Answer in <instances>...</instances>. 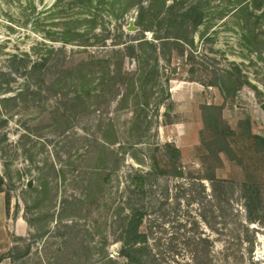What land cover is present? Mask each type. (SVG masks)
<instances>
[{"label":"trees","instance_id":"obj_1","mask_svg":"<svg viewBox=\"0 0 264 264\" xmlns=\"http://www.w3.org/2000/svg\"><path fill=\"white\" fill-rule=\"evenodd\" d=\"M62 1H58L56 8H59ZM223 2L221 10L240 20L246 19L247 26L251 25L252 21L259 23L264 20V0H224L220 4ZM233 4L236 5L235 8L228 11ZM133 8L136 9L135 36L126 34L124 28L119 26L116 31L117 42L111 47L108 45L111 32L102 39L95 36L97 41L102 43L101 48L108 50L105 56H96L90 52L92 45L89 40L83 45H78L85 48L89 57L74 62L65 54L62 62L52 66L56 76L49 84L44 77L53 62L55 50L49 48L43 52V46L46 44H37L30 52L10 55L5 70L0 69V156H8L7 147L13 146L9 144V133L6 131L11 121L19 115L23 107L28 109L34 105L45 108L44 101L47 102L51 93L60 96L51 111L53 121L49 127L53 129L52 132L65 136L66 147L71 142L77 143V154L80 149L83 151L80 156H88L90 159L93 157L89 156H98L93 173L98 179L86 182L82 175L76 174L72 176L70 185L73 191L82 185L80 194L69 192L68 189L62 192L60 184L67 181L64 169H58L55 158L36 163L33 155V150L46 153L47 145L53 142L35 141L29 133L22 136L21 141L26 140L24 147L31 143V149H24L37 171V186L28 189L35 198L32 202L24 200V219L30 227V232L27 238H19L17 243L21 244L15 243L8 253L0 255V264H5L7 260L8 264H29L33 248L50 237L66 239L70 234L80 232L91 237L96 236V233L100 234L99 229L97 231L95 228L94 232V226L88 228L81 223L82 220L88 219L85 207L91 202L103 201L106 213L110 215L105 226L114 233L113 242L121 244L118 255L122 261L109 255L104 258L105 264H160L157 263L154 248L163 250L167 247L166 249L173 253L176 241L182 243L184 264H216L213 259L214 242L205 234L200 224L205 223L214 232L219 231L217 221L220 214L215 211L218 208L215 201L220 188L224 191L233 190V197L228 199L243 203L247 212L246 219L250 224L262 219L263 197L260 182L254 179L242 182L218 180L214 171L204 178L196 177L191 172H186L187 168L180 163V149L170 143L163 147L166 153L164 158L155 155L159 150L158 145L147 146L145 150L149 155V168L141 169L145 168V160L139 156L140 146L146 143L151 132L153 121L149 113L153 106L152 99L161 86V55L166 59V55L180 49L181 56H184L186 47H194L190 34L205 23L206 11L211 9V0H131L128 9ZM249 33L244 32L241 43L249 42L253 35ZM125 34L127 40L124 41ZM148 34L152 35L151 38ZM62 35L65 47L73 43L75 37H82L83 40L86 37L80 32L73 34L72 30L67 29ZM255 38L257 42V37ZM242 47L249 53L260 51L256 45ZM64 51L66 48L60 50V54ZM127 59L136 63L135 70L125 69ZM14 85L18 86L15 88ZM209 85L217 87L222 95L228 96L237 93L243 82L235 77L231 70L224 69L215 74L214 81ZM161 92L164 93L165 90ZM160 100L154 104L157 109L165 101L164 98ZM113 102H117V114L132 109L133 117L126 121L130 136L128 143L124 145L119 141V124H116L108 112ZM202 108L205 129L213 132L214 143L220 145L223 140L220 131L223 124L220 107L206 105ZM262 108L264 110V106ZM83 119L90 120L89 123L92 124L84 127L86 134L75 133L73 138L67 136V130L74 129ZM251 137L258 147H264L263 136L253 134ZM62 142L58 140L54 147H58ZM5 143L7 147L1 148ZM117 145L119 148L115 150ZM71 151L72 147L67 153L71 154ZM257 152L262 153L263 150L259 149ZM128 155L140 167H132L127 175L125 192L120 193V172ZM212 157L218 163L222 161L221 156H206L204 162ZM228 157L232 161L235 160L233 156ZM9 164L10 162H6L5 166L10 172ZM31 172V169L27 171L28 174ZM50 177L53 182L49 181ZM31 178L34 177L31 175ZM172 179L182 185L181 188L185 187L184 192L177 194L174 204L169 199V184ZM114 182L117 187L115 194L112 193ZM205 182L210 184L209 189ZM26 185L28 186V181ZM5 186L6 181L0 174V192L6 194ZM54 191L56 204L43 206L44 197ZM184 205L190 209L186 215L182 209ZM195 207L198 209V215L194 222H190L187 217ZM237 231L238 241L246 240L250 243L248 228L240 224ZM165 236H168L166 240ZM109 237H101L98 244L101 249H108L112 241Z\"/></svg>","mask_w":264,"mask_h":264},{"label":"rangeland","instance_id":"obj_2","mask_svg":"<svg viewBox=\"0 0 264 264\" xmlns=\"http://www.w3.org/2000/svg\"><path fill=\"white\" fill-rule=\"evenodd\" d=\"M58 1L0 0V69L5 70L10 55L30 52L33 46L46 44L43 46V52L49 48L55 50L52 56L53 62L50 63V69H47V75L44 77L46 83L49 84L56 76L52 66L62 62L65 54L74 62L83 61L89 57L85 48L78 45H83L89 40V44L92 45L89 51L96 56H105L108 50L101 48L102 43L98 42L95 36L102 39L108 32H111L108 42L111 47L117 42L118 33L116 31L119 26L124 28L126 34L136 35V29L130 30L132 22L134 21L133 24H135L136 21V9H128L131 0H63L59 8H56ZM222 1L224 0H211V9L206 11L205 23L190 34L194 40L192 49L186 47L184 56H181L180 49L166 55V59L161 55V86L157 95L152 99L153 106L149 113L153 121L151 132L146 143L140 146L139 156L145 160L143 165L145 168L141 169L148 170L149 168L150 161L147 157L149 155L145 150L147 146L158 145L159 150L155 155L158 158H164L166 153L163 147L170 143L180 149L182 156L180 163L187 168L186 172H191L196 177L204 178L214 171L218 180L242 182L246 179H254L260 182L263 207L262 219L259 222L250 224L246 219L247 212L243 203L228 199L233 197V190L224 191L220 188L215 201L218 206L215 211L217 210V214H220L217 221L219 231L214 232L205 223L200 225L205 234L214 242V263L264 264V147H258L251 137L253 134L264 137V110L262 108L264 106V20L259 23L256 20L255 23L252 21V24L247 26L246 19L240 20L234 15L230 16L231 14L229 15L227 11H222L224 4V2L220 4ZM234 6L236 5H231L228 11L234 9ZM66 29L72 30L73 34L80 32L83 37L85 35L86 37L84 40L82 37H75L73 43L65 47L62 32ZM244 32L247 34L251 32L253 35L249 42L241 43L240 39ZM126 34L124 41L127 40ZM151 36L148 34L149 38ZM241 44L243 46L256 45L260 51L249 53L243 49ZM63 48H66V51L60 54ZM125 69L135 70L136 63L127 59ZM224 69L231 70L235 77L243 82L242 87L234 95L224 96L217 87L209 85L214 81L215 74ZM21 83L20 81L19 84ZM162 90L165 92L162 93ZM161 98L165 101L157 109L154 104L161 101ZM59 99L60 96L51 93L47 102L44 101L45 108L34 105L28 109L23 107L6 130L9 133V144L13 146L7 147L6 143L1 146V148L7 147L9 154L0 156V174L6 181L4 190L7 195L8 212L12 218L11 226L17 217H24V200L32 202L35 198L32 193L28 192L29 187L26 182L32 180L33 186H37L35 165L29 161V155L24 149H31V143H27V147H24L26 140L21 141L25 134H31L35 141L51 140L53 142L47 145L46 153L33 150V155L36 163L55 158L58 169H64L67 181L65 184H60L62 192L64 189H68L69 192L73 191L70 180L76 174L82 175L86 182L98 179L93 175L98 156H89L93 159L80 156L79 154L83 151L80 149V153L77 154L79 150L77 143L71 142L66 147L65 136L62 137V134L52 132L53 129L49 127L53 121L51 111ZM206 105L220 107L223 119L220 128L223 140L220 145L214 143L213 132L205 129L202 107ZM116 106L117 102H113L108 112L116 124H119V141L124 145L128 143L130 136L126 121L133 117L132 109L117 114L115 113ZM89 122L88 119L81 120L74 129L67 130L66 135L73 138L75 133L86 134L84 127L90 125ZM58 140H62L63 144L54 147ZM71 147V154L67 153ZM114 148L118 150L119 145ZM258 148L263 152L258 153ZM206 156H221L222 161L218 163L212 157L211 160L204 162ZM228 156H233L235 160H230ZM6 162H10V172L5 166ZM132 167L139 168L140 166L128 155L120 172V193L125 192L127 175ZM29 169L32 171L30 174L27 173ZM114 179L116 180L115 177ZM49 181L53 182L52 177ZM205 184L209 189L210 184L208 182ZM169 185V199L174 204L177 194L184 192L185 187L181 188L182 185L178 184L175 179H172ZM112 186H114L112 193L115 194L116 183L114 182ZM82 188L80 185L79 189H74L73 192L80 194ZM56 201L54 191L44 197L43 206L55 205ZM182 209L185 215L190 211L186 205ZM58 210L59 208L57 212ZM85 211L88 219L82 220V225L88 228L94 226V232L96 228L97 231L99 229L100 234L96 233V236L91 237L80 232V234H70L66 239L50 237L33 248L29 264H105L104 258L109 255L122 261L118 255L121 244L113 242L114 233L105 226L110 215L106 213L103 201L87 204ZM197 215L198 209L195 207L192 208L191 215L187 218L190 222H194ZM240 224L248 228L250 243L246 240L241 242L237 240V230ZM93 230L90 231L93 232ZM29 232L30 227H28ZM28 233L22 237L27 238ZM105 235L110 236L112 240L106 250L98 245L101 237ZM3 237L5 240H1ZM19 238L20 236L15 235L13 228L8 233L0 229V255L8 253ZM164 238L166 240L168 236ZM174 247L173 253H170L167 247L163 249L164 251L154 248L157 263L184 264L185 253L181 251V241H176ZM8 263V260L5 261V264Z\"/></svg>","mask_w":264,"mask_h":264},{"label":"crops","instance_id":"obj_3","mask_svg":"<svg viewBox=\"0 0 264 264\" xmlns=\"http://www.w3.org/2000/svg\"><path fill=\"white\" fill-rule=\"evenodd\" d=\"M12 218L8 212L7 196L5 193L0 192V229L5 230L6 233L14 229L16 236H25L28 233V224L24 217H17L11 226ZM1 240H5L3 237Z\"/></svg>","mask_w":264,"mask_h":264},{"label":"water","instance_id":"obj_4","mask_svg":"<svg viewBox=\"0 0 264 264\" xmlns=\"http://www.w3.org/2000/svg\"><path fill=\"white\" fill-rule=\"evenodd\" d=\"M134 21L132 22L131 26H130V30L134 31L136 29V27L134 26ZM34 185V182L31 180L28 182V187L31 188Z\"/></svg>","mask_w":264,"mask_h":264}]
</instances>
